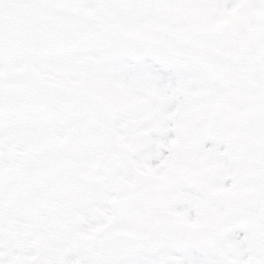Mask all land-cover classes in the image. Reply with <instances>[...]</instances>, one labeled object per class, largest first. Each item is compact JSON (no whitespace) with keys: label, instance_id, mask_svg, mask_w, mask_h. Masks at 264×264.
<instances>
[{"label":"rangeland","instance_id":"obj_1","mask_svg":"<svg viewBox=\"0 0 264 264\" xmlns=\"http://www.w3.org/2000/svg\"><path fill=\"white\" fill-rule=\"evenodd\" d=\"M110 1L111 5L102 7V0H39L42 5L51 4L53 10L63 16L75 17L86 31L97 30L101 36L99 50L94 54L100 55L106 50L105 55L89 59L86 65L78 62L76 67L73 66V72L77 74L82 70L86 79L90 71L93 76L100 77L105 86L106 82H115L117 93L114 91L113 95L118 98L111 104L113 101L109 97L108 105L112 106L103 111L100 96L112 94L107 89L88 93L90 97L76 90L84 105L79 106L71 119L81 118L82 107L86 106L89 115L80 120L86 127L79 130L83 132L81 139L90 154L101 150L119 158L117 172L124 182L127 198L120 204L115 198L110 199L112 196L105 180L100 174H91L94 168L88 161L80 168L85 180L81 175L65 177L58 172L24 173L20 156L5 148L9 141L15 145L10 133L13 130L3 132L8 124H0V264H178L179 257L171 261L175 252L180 253L186 264H207L205 242L190 240H195L199 231L204 235L207 228L213 229L209 223L224 226L222 231L217 226L218 235L212 234L211 238L218 240V249L214 253H219L215 258L217 263L221 256L230 255L232 262L226 264H264V224L256 214L264 198V182H257L260 184L257 193L244 194L243 180L238 178L243 172H239L240 164L235 160L238 156L242 164L241 159L246 160L248 151L255 149V143L249 138L258 135L259 130L253 135L251 130L258 127L261 116L248 107L241 111L238 106L241 99L253 92L244 88L238 76V69L244 68L246 62L239 64L229 56L233 61L227 64V56L220 53L225 41L239 46L241 52L237 53L242 57L246 46H258L257 34L264 40V8L253 5L251 0H203V3H199L200 0ZM119 1L130 5L126 8L124 4H117ZM141 1L146 3L144 18L140 12L144 5L136 3ZM74 3L77 5H70ZM241 3L245 7L251 6L250 9L246 7L249 22H245L247 15L242 11ZM202 6L204 13L200 15ZM255 9L259 15L253 14ZM204 15L210 23L202 27ZM157 17L166 18L159 27H156L159 25ZM124 38L126 40H122ZM112 40L117 41L110 44ZM188 42L205 43L206 62L221 71L218 84L212 83L215 81L211 82L202 71L184 60L182 54ZM130 53L140 57L131 60ZM114 56L115 69L110 71V57ZM39 67L42 71L39 76L46 70L55 72L57 69L54 66L44 68V62ZM63 68L71 70L66 64ZM228 69H233L235 84L232 87L228 86L230 77H225ZM64 87L60 83L57 89ZM102 114L110 115L114 122L122 120L121 127L125 131L115 130L108 119H100ZM145 120L152 130L146 134L134 132L132 134L136 136L128 137L127 130H135ZM245 127H248L247 132L242 130ZM144 128L145 124H142L139 130ZM166 130H170L168 136ZM176 130H179L178 134ZM70 132L74 144L79 142L72 130ZM204 138L200 145L199 141ZM236 149L238 151H234ZM24 152L21 150L19 155ZM55 153L61 155L63 151H42L46 161H50ZM233 153H237L234 159ZM175 155L181 161V169L189 170L191 165L187 175L194 179L181 177L178 182L172 181L175 172L185 174L179 172ZM23 158L29 160L33 153H26ZM184 160L189 165L184 166ZM244 167L245 181H253L257 166L248 164ZM199 176L208 179L200 187L192 181L198 180ZM77 196L84 197L80 201L83 203L81 209L74 200ZM46 199L58 205V217L73 229V237L66 246L56 247L49 240L50 230L33 223L31 211ZM240 213L244 217L242 222L238 221ZM122 220L129 222L125 229L151 237L152 243L124 259L120 256L93 258L80 249L96 236L101 237L118 228ZM236 221L238 224H234ZM226 223H229L228 227H225ZM183 238L190 240L159 245V242ZM179 243L188 246L183 248ZM16 244L19 246L15 248H19L24 256L20 259H14L20 255L11 247ZM258 244L260 246L256 247Z\"/></svg>","mask_w":264,"mask_h":264},{"label":"flooded vegetation","instance_id":"obj_2","mask_svg":"<svg viewBox=\"0 0 264 264\" xmlns=\"http://www.w3.org/2000/svg\"><path fill=\"white\" fill-rule=\"evenodd\" d=\"M17 4H26L30 3L35 7L42 9L48 13H54L55 11L51 9V4L42 5L39 0H0V14H5L8 12V5L11 3ZM256 0L254 4L257 6H261L264 8V0ZM250 9V8H249ZM249 11V10H248ZM250 13V12H249ZM258 10L255 9L253 14L257 15ZM259 15V13H258ZM261 15V14H260ZM7 29H11L9 31L12 34L19 35V25L17 23H13L8 26ZM1 32V31H0ZM5 37L8 36L7 31H2ZM259 39L257 47H249L246 46L245 52H243V56L241 57L237 52L239 51V46L235 44H228L226 42L227 47L224 50L228 56L234 57L237 63L241 64V62H246L244 68L238 69L239 78L242 79V83L244 88L247 90H251L249 96L241 99L238 103V106L241 111H243L246 107L249 108L254 114L261 116V122L258 123V127L252 131V135L258 131V135L255 138L250 137L249 141L254 142V150L248 151V155L246 159H248L249 163L252 165H256L257 169L255 173L257 175H261L264 177V40L262 36L259 34L256 35ZM249 45V44H247ZM9 49L0 48V85L5 84H21L32 88L37 89H47L50 90L53 94L59 95L65 91H71V88L64 87L61 90L57 89V86L62 83L66 85L71 79L68 78L67 72L63 68L64 63H69V58L67 54H69L70 50H50L48 53L42 56L35 57H26L17 54L6 53ZM251 51L249 54L248 52ZM241 52V51H239ZM233 55V56H232ZM248 55V56H247ZM229 57V58H230ZM233 59H228V62L231 63ZM44 62V68H48L50 66L57 67V74L55 72H47L44 71L43 75L39 76L38 73L42 72L41 68H38V65ZM219 69V68H218ZM233 69H228V72L225 77H230L229 81H232L233 85L235 84V78L233 74ZM253 72V78L257 84L256 87L250 88L245 85V80L248 75ZM219 71V79H220ZM56 77V78H55ZM3 106L0 105V109ZM103 111L107 108L105 104L102 106ZM83 115L81 118L75 120L79 122L81 119H87L89 115V111L86 107L82 108ZM75 112H70L65 114L64 119L60 122H56L48 117L45 114H36L31 113L29 111H25L18 116H8L0 124H8L9 127L5 128V130H13L12 140L15 141V144H28L34 140H36L39 135V130H74V134L76 139L79 141L76 144L74 142L71 143L72 150L74 156L78 157L80 168L88 161L91 163L92 158L94 159L98 153H101V150L96 152H92L90 154L89 151L86 150V144L81 139L83 133L77 127L73 126V120L71 119L72 115ZM108 119L110 120V116L106 114L100 115V119ZM54 125H61L59 128L53 127ZM20 129V130H19ZM242 130H248V127L243 128ZM8 132V131H7ZM58 144H55L57 146ZM75 147V149H74ZM257 148V149H256ZM104 154L108 156L105 152ZM83 170V169H81ZM100 174L103 177V173L101 169L94 168L91 174Z\"/></svg>","mask_w":264,"mask_h":264},{"label":"water","instance_id":"obj_3","mask_svg":"<svg viewBox=\"0 0 264 264\" xmlns=\"http://www.w3.org/2000/svg\"><path fill=\"white\" fill-rule=\"evenodd\" d=\"M33 29L50 33L48 38L54 41L52 45H57L56 47L88 48L94 46L98 42L95 33L83 34L77 26L72 23L64 22L57 16H44V18L40 19L39 22L34 25ZM202 48V45L192 44L191 48L184 53V56L188 61H194L195 65L203 67L208 73L216 75L215 69L203 63V59L199 56V52ZM76 101L75 96L70 93L62 95L60 99L52 97L48 99L44 97L42 93H26L24 99L19 96L13 101V107L17 108V105L21 104L25 107L34 108L37 111L62 114L64 108H66V104L73 107ZM106 174L112 187L117 189L118 181L114 174L111 172H106ZM259 216L264 220L262 208L259 211ZM33 217L49 225L54 230L50 238L55 244L64 245L71 238L72 232L70 228L66 223L59 222L55 219L47 204H40L33 213ZM141 247H143V241L140 236L124 230H117L105 235L101 239L91 241L86 249L91 253H95V249H98L99 253L104 254H124L131 250L140 249Z\"/></svg>","mask_w":264,"mask_h":264}]
</instances>
